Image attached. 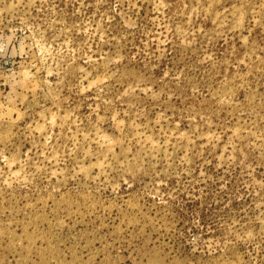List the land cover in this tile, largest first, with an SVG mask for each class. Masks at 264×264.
<instances>
[{
	"label": "rangeland",
	"instance_id": "374dc122",
	"mask_svg": "<svg viewBox=\"0 0 264 264\" xmlns=\"http://www.w3.org/2000/svg\"><path fill=\"white\" fill-rule=\"evenodd\" d=\"M0 264H264V0H0Z\"/></svg>",
	"mask_w": 264,
	"mask_h": 264
}]
</instances>
